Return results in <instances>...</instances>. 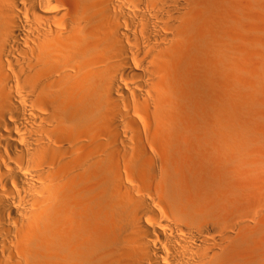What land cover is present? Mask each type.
I'll return each mask as SVG.
<instances>
[{"label":"bare ground","instance_id":"bare-ground-1","mask_svg":"<svg viewBox=\"0 0 264 264\" xmlns=\"http://www.w3.org/2000/svg\"><path fill=\"white\" fill-rule=\"evenodd\" d=\"M0 264H264V0H0Z\"/></svg>","mask_w":264,"mask_h":264},{"label":"rangeland","instance_id":"rangeland-1","mask_svg":"<svg viewBox=\"0 0 264 264\" xmlns=\"http://www.w3.org/2000/svg\"><path fill=\"white\" fill-rule=\"evenodd\" d=\"M206 61H207V64H212V63H215L216 62V58L214 57V60L212 59V57H206ZM214 61V62H213ZM198 66L200 67V68H202L203 69V65L201 64V63H198ZM202 66V67H201ZM200 68H198V70H199V75H205V72H202V71H200ZM201 69V70H202ZM204 71V70H203ZM202 72V73H201ZM204 73V74H203ZM220 83V85L218 84L217 85V87L218 86H220V87H218V90H220V92L221 93H219V91H217L218 92V95H219V97L220 98H222V100L221 99H219V102L221 103V105H223V106H221L222 107V109L224 108V110H223V113L225 114V115H229V113L231 112L233 115H241V112H240V110L238 109L239 108V106H238V100H239V98L237 99V96H235L234 94H233V96H231L232 95V93L230 94V88L225 84V83H223V82H219ZM223 84V85H222ZM223 86V87H222ZM225 88H226V90H225ZM228 89H230V90H228ZM232 92V91H231ZM225 93V94H224ZM222 94H224V96L223 97H221L222 96ZM221 95V96H220ZM230 96L232 97L231 99H230ZM225 98H227V102L225 101ZM234 98V100L232 101V99ZM235 98L237 99V101L235 100ZM224 99V100H223ZM229 99V100H228ZM225 101V102H224ZM228 102L230 103L229 105V107H228ZM234 102V103H233ZM234 106V107H233ZM237 106V107H236ZM228 108V109H227ZM235 111V112H234ZM239 111V112H238ZM236 122H238V120L236 121Z\"/></svg>","mask_w":264,"mask_h":264}]
</instances>
